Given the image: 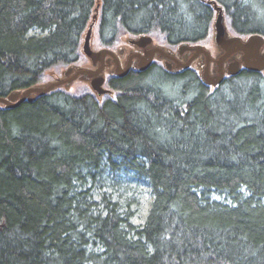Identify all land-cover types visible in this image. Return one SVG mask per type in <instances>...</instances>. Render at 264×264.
Instances as JSON below:
<instances>
[{
	"label": "trees",
	"instance_id": "1",
	"mask_svg": "<svg viewBox=\"0 0 264 264\" xmlns=\"http://www.w3.org/2000/svg\"><path fill=\"white\" fill-rule=\"evenodd\" d=\"M211 1L233 33L264 36V0ZM94 13V46L114 47L206 41L215 12L207 0H0V96L80 63ZM106 87L0 106V264H264V71L213 87L154 63ZM107 168L150 187L143 224L94 198Z\"/></svg>",
	"mask_w": 264,
	"mask_h": 264
},
{
	"label": "water",
	"instance_id": "2",
	"mask_svg": "<svg viewBox=\"0 0 264 264\" xmlns=\"http://www.w3.org/2000/svg\"><path fill=\"white\" fill-rule=\"evenodd\" d=\"M207 2L212 5L215 12L211 29L212 41L219 50L214 60L216 70L213 75L209 73L210 62H213L210 50L202 44L188 42L179 44L174 53L176 56L170 51H166L162 46H151L145 56H140L141 64L139 69H146L155 54H157V59L164 60V67L169 71H172L171 61L176 64L177 70L180 71L189 68L193 61L201 56L203 57L204 66L199 76L205 84L213 87L221 83L225 75H235L242 69L264 71V36L258 33L248 34L246 37L230 34L221 6L211 0H207ZM95 21L96 14L94 13L92 21L83 35L81 51L92 65H96V62H99V65L88 67L74 64L67 66L61 70L58 76L53 77L51 80L22 90H12L6 96H0V106L3 109L15 108L25 101L32 102L36 97L42 96L56 88L64 87L70 89L76 81L87 82L91 91L97 95L109 93L110 89L104 83L106 81L104 67L106 64H110V58L106 57L110 56L114 61L116 69L112 73L121 77L129 70L132 56L125 67H122L118 57L112 50L108 48L94 49L92 39ZM129 40L138 46L151 45L153 43L152 37L147 34H142ZM177 55L180 58L184 56V58L180 59ZM225 62L227 64L226 69L224 68Z\"/></svg>",
	"mask_w": 264,
	"mask_h": 264
},
{
	"label": "rangeland",
	"instance_id": "3",
	"mask_svg": "<svg viewBox=\"0 0 264 264\" xmlns=\"http://www.w3.org/2000/svg\"><path fill=\"white\" fill-rule=\"evenodd\" d=\"M39 33L38 30L31 31V34ZM96 31L93 35L92 42L96 43ZM97 44V43H96ZM52 78L58 76L61 70H52ZM51 72H48L46 81L51 80ZM87 87L83 81H76L71 87L72 89H80L81 87ZM91 192L94 198L101 202L102 194H107L113 200L117 201L121 207L123 213H131L130 221L135 225L143 224L147 215L152 194L151 189L145 182L144 178L140 179L134 176L133 172H124L111 170L109 168L99 170L96 175V181L91 187ZM220 200H226L224 195L215 194ZM264 202V198H263Z\"/></svg>",
	"mask_w": 264,
	"mask_h": 264
},
{
	"label": "flooded vegetation",
	"instance_id": "4",
	"mask_svg": "<svg viewBox=\"0 0 264 264\" xmlns=\"http://www.w3.org/2000/svg\"><path fill=\"white\" fill-rule=\"evenodd\" d=\"M230 34H234L235 35L236 33H233L232 31H230ZM236 35H240L242 37H246L247 36V35H241V34H236ZM132 38H136V36L132 37ZM129 39H131V38L122 39L123 41H121V43H119L118 45H116L114 47H97V46L93 45V48L94 49L108 48L109 50H112L116 54V56L118 57L119 63H120V65L122 67H125V65L128 62L129 58L132 56L131 64L129 66V70L126 72V74H128L130 71H133V70L134 71H143V70L139 69V66L141 64L140 56H145L146 52L149 50V48L151 46H153V45L154 46H156V45L162 46L163 48L166 49V51H170L172 54H174L176 52L177 47L179 46V44H177L175 46L162 45L159 42L157 43L153 39H152L153 43L151 45L149 44V45H145V46H138L135 43H131ZM196 44H202V45L206 46L210 50V54H211V56L213 58V62H210L209 73L211 75H213L214 71L216 70V63H215L214 60L216 59V55H217L219 50H218V48L215 46V44L212 41V30H211V32H210V34L208 36V39L206 41L198 42ZM136 55H138L139 57L136 56ZM177 57L180 58L179 55H177ZM106 58H110V64H106V66L104 67V76L106 78V81L104 82L105 86L107 84V80L109 79V77L116 76V74H113L114 73L113 71H115V69H116V67H115V65L113 63L114 62L113 59L110 56H107ZM183 58H184V56L182 58H180V59H183ZM202 60H203V57L199 56L193 61L192 65L189 66V68H194L197 71L198 75H199V73L201 72V70H202V68L204 66V63H203ZM163 61L164 60L157 59V54H155L153 59H152V61H151V63H150V65H152L154 63H160L162 66H164ZM171 62H172V67H171L172 71L178 72V70H177L178 68L176 67V64L173 61H171ZM224 64H223L224 68L226 69V66H227L226 62ZM76 65H82V66L90 67L92 64L86 58H84L80 63H78ZM97 65H99V62H96V65H92V66H97ZM226 77H228V75H225L224 79ZM84 83H86V82H84ZM207 86H212V85H207Z\"/></svg>",
	"mask_w": 264,
	"mask_h": 264
},
{
	"label": "bare ground",
	"instance_id": "5",
	"mask_svg": "<svg viewBox=\"0 0 264 264\" xmlns=\"http://www.w3.org/2000/svg\"><path fill=\"white\" fill-rule=\"evenodd\" d=\"M203 82V81H202ZM84 83V82H83ZM204 83V82H203ZM84 84H86L88 87H89V85L87 84V82L86 83H84ZM95 93V92H94ZM99 96H101V95H99Z\"/></svg>",
	"mask_w": 264,
	"mask_h": 264
}]
</instances>
